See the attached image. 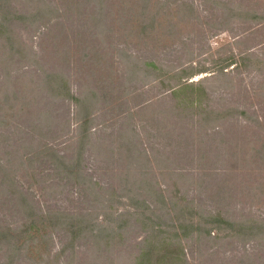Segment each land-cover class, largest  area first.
Returning a JSON list of instances; mask_svg holds the SVG:
<instances>
[{
    "label": "rangeland",
    "instance_id": "374dc122",
    "mask_svg": "<svg viewBox=\"0 0 264 264\" xmlns=\"http://www.w3.org/2000/svg\"><path fill=\"white\" fill-rule=\"evenodd\" d=\"M0 264H264V0H0Z\"/></svg>",
    "mask_w": 264,
    "mask_h": 264
}]
</instances>
